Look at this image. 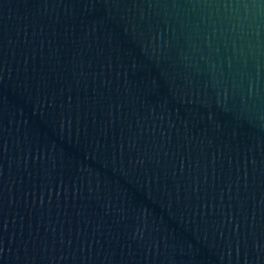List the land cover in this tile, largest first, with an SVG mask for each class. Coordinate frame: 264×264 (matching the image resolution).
<instances>
[{"label": "water", "instance_id": "95a60500", "mask_svg": "<svg viewBox=\"0 0 264 264\" xmlns=\"http://www.w3.org/2000/svg\"><path fill=\"white\" fill-rule=\"evenodd\" d=\"M0 264H264V0H0Z\"/></svg>", "mask_w": 264, "mask_h": 264}]
</instances>
